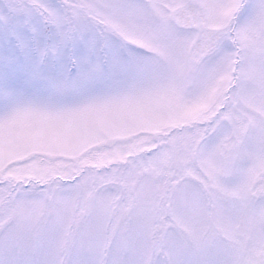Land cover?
<instances>
[{
	"label": "snow or ice",
	"instance_id": "1",
	"mask_svg": "<svg viewBox=\"0 0 264 264\" xmlns=\"http://www.w3.org/2000/svg\"><path fill=\"white\" fill-rule=\"evenodd\" d=\"M0 264H264V0H0Z\"/></svg>",
	"mask_w": 264,
	"mask_h": 264
}]
</instances>
